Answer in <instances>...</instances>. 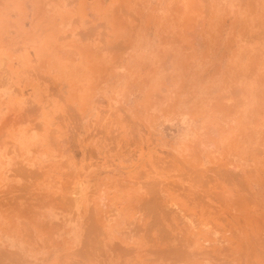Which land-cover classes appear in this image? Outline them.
<instances>
[{
  "label": "rangeland",
  "instance_id": "374dc122",
  "mask_svg": "<svg viewBox=\"0 0 264 264\" xmlns=\"http://www.w3.org/2000/svg\"><path fill=\"white\" fill-rule=\"evenodd\" d=\"M254 2L0 0L2 264H264Z\"/></svg>",
  "mask_w": 264,
  "mask_h": 264
},
{
  "label": "crops",
  "instance_id": "0c3cea01",
  "mask_svg": "<svg viewBox=\"0 0 264 264\" xmlns=\"http://www.w3.org/2000/svg\"><path fill=\"white\" fill-rule=\"evenodd\" d=\"M185 122H186V118L182 120V122L179 125L178 129H181ZM187 136H188V132L184 133L182 130L177 131L176 133L174 132V133L170 134L171 139H173L175 141L182 140V139H184L183 137H187ZM12 240L15 241V240H17V238L16 237H9V236L5 235L3 232L0 231V241H1L0 245H4L5 246V245H12V244H19L20 243V242H13ZM11 241H12V243H10ZM64 244H65L64 243V239L63 238L62 239L59 238V240L57 242V249L59 248V246L63 247ZM20 260L32 261V259H30V258H21ZM1 261H2V259H0V264H2Z\"/></svg>",
  "mask_w": 264,
  "mask_h": 264
},
{
  "label": "bare ground",
  "instance_id": "6f19581e",
  "mask_svg": "<svg viewBox=\"0 0 264 264\" xmlns=\"http://www.w3.org/2000/svg\"><path fill=\"white\" fill-rule=\"evenodd\" d=\"M248 1H250V0H248ZM259 1V0H258ZM254 3H258V2H256V0H255V2ZM255 6V5H254ZM257 6V5H256ZM259 7V6H258ZM255 8V7H254ZM258 10V9H257ZM253 11H255V10H253ZM259 12H260V10H259Z\"/></svg>",
  "mask_w": 264,
  "mask_h": 264
}]
</instances>
